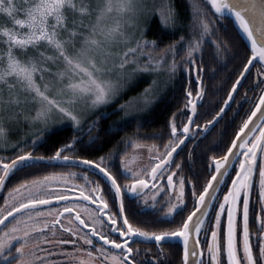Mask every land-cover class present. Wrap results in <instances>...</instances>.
I'll list each match as a JSON object with an SVG mask.
<instances>
[{
	"label": "snow or ice",
	"instance_id": "snow-or-ice-1",
	"mask_svg": "<svg viewBox=\"0 0 264 264\" xmlns=\"http://www.w3.org/2000/svg\"><path fill=\"white\" fill-rule=\"evenodd\" d=\"M209 16L213 18L209 19ZM0 17H7L11 22L10 27L0 24V143L8 146L11 129L7 125L10 123L23 122L34 129L10 145L22 154L15 155V158L0 157V187L5 186L11 175L26 169L41 171L56 164L86 166L83 173L65 174L83 176V185H72L73 190L79 189L75 203L69 201L68 195L50 190L55 174L25 180L10 190L4 203L11 210H0V264H95L101 257L100 264H161L155 257L151 261L146 257L137 260L140 249L130 246L136 238L141 242H154L160 253H163V244H182L183 264H264V91L235 131L225 154L209 157L207 168L214 171L198 197L193 185L194 211L187 218L175 228L159 231H146L130 220V215L144 211L155 213L167 204L158 220L176 223V216L187 208L186 183L192 181L178 175L183 164L175 162V155L187 146L189 138H195L196 132L206 134L225 118L250 67L256 62L264 65V0H202V5L193 6L192 20L188 25L193 39L187 45L182 62L188 73L195 67L198 90L193 98L191 87L186 89V103L169 119L170 136L162 150L156 144L145 145L132 137L122 140L125 147L129 144L133 149L148 147L150 160L155 161L150 170L133 171L130 165L138 157L134 155L127 163L121 157L119 175L129 179L125 184H120L118 176L111 170L115 152L107 159L105 156L89 159L77 155L78 145L89 148L101 139V132L113 134V125L108 129L100 126L101 119L108 114L101 113L91 120L82 118L78 105L96 111L121 98L137 83L138 76L161 72H167L170 79L175 76L178 69L176 57L185 37L166 45L158 55L154 53L162 37H147L153 17L159 18L162 32L175 31L181 26L174 0H160L159 4L157 0H0ZM226 20L233 23L245 40L251 56L219 111L206 121L202 129L199 125L193 128L191 125L200 115L198 107L205 95L201 66L204 47L206 44L213 46L217 57L228 51L227 41L216 36L219 23ZM121 45L125 46L123 50H117ZM198 53L201 65L197 64ZM258 75L264 76V73L258 71ZM158 87L159 83L154 79L143 92L115 109L124 114L114 122L117 132L128 123V117L146 114L163 98L164 91H156ZM245 102H250L247 93L237 103L242 107ZM233 112L232 121L239 115L238 110ZM177 115L187 116L182 128L177 126ZM64 125L73 129L71 139L66 143L53 139ZM140 126L138 121L137 127ZM215 146L220 147L219 144ZM47 152L52 154H45ZM193 152L194 149L189 151V159ZM174 163L175 170L171 167ZM232 171L235 176H231ZM88 173L100 175L103 181L93 185ZM165 177L166 186L162 183ZM226 177H231V185L217 210L214 202L219 200L222 186H227ZM55 182L68 183L67 180ZM148 189L153 191L151 205L144 196L143 205L135 210L126 206V198L139 204L138 198ZM165 191L169 196L160 202L158 198ZM254 192H258L257 202L261 205L255 217L256 232L250 230V213L255 210L252 203ZM53 200L67 203L62 208L36 210L38 206L50 205ZM83 201H91L96 207L89 209ZM74 210L75 216L72 217ZM211 211H215L214 223ZM82 213L88 216L92 225L90 232L84 234L76 224L78 221L84 228L90 227L81 218ZM224 213L226 225L222 218ZM65 214L71 217L68 227L62 223ZM43 217L53 219L41 221ZM103 217H107V221ZM57 225L88 247L81 248L76 240L71 239L49 240L46 232L56 237ZM209 228L210 238L207 235ZM201 233L207 243L206 252L201 249ZM112 234H117L118 238H110ZM93 237H98L103 245L97 247ZM41 244H55L62 250L46 253ZM68 244L73 245L72 251L63 248ZM257 247L258 254L254 253ZM91 248L96 249L95 253ZM38 252L45 254L38 255ZM82 253L87 259L81 256ZM53 254L65 259L49 261L48 255Z\"/></svg>",
	"mask_w": 264,
	"mask_h": 264
},
{
	"label": "trees",
	"instance_id": "trees-1",
	"mask_svg": "<svg viewBox=\"0 0 264 264\" xmlns=\"http://www.w3.org/2000/svg\"><path fill=\"white\" fill-rule=\"evenodd\" d=\"M174 3L175 8L179 13L181 26H178L175 31L166 30L162 32L158 17H153L149 24V30L147 33L148 39H156L158 36L162 37L158 47L159 49L179 40L183 35L184 37H191L192 33L188 25L192 20V8L196 3L202 5V0H174ZM212 18L213 17L209 16V19ZM1 22L6 24L4 18H0V23ZM218 27L219 30L217 31L216 36L221 40L227 41L228 51L221 53V55L217 57L214 47L210 44H206L202 54V65L201 55L199 53L196 54L197 64L201 65L204 69L202 77L205 95L202 105L198 107L200 115L196 118V123L192 125L193 128H195L196 125H199L202 129L206 121L211 120L215 113L219 111L220 107L224 104V100L228 98V92L231 90L233 83L236 82L240 71L243 70L244 64L248 62V58L251 56V51L246 47L245 40L238 34L237 29L230 20L220 22ZM259 66V62H256L250 67L247 78L243 80L242 86L239 87L238 93L235 94L234 100L230 102L231 107L225 118L215 124V126L206 134L196 132L195 138H189L186 142L187 146L183 147V150L175 155V162L183 164V168L179 174L183 175L186 180L192 181V183H186L185 199L187 208H185L180 215L176 216V223H161L158 220L161 216L160 211L155 213L144 211L137 215H130V220L136 227H140L146 231H159L162 228H175L178 223L182 222V219L187 218V216L194 210L195 198L192 195L193 185L195 186L196 196L198 197L214 171V169L209 170L207 168L209 157H220L225 154L227 147L231 144V140L235 137V131L238 130L243 119L250 114L255 103L258 102V97L264 86V82H261L264 81V76L258 75V71L260 72ZM185 67L181 69L179 68L175 76L169 79V85L167 84L164 89L163 98L155 103V106L150 110L148 115L141 118H128V123L118 132L114 126V122L119 121L117 112L105 109L108 115L101 119L100 126L102 129H108L109 125H113V134L106 135L104 132H101V139L89 148L78 145L77 155L82 157L86 156L89 159H96L99 156H105L107 159L109 158L110 153L115 152L116 157L114 167H112L111 170L114 175L118 176V182L123 183L127 177L119 175L121 169L118 160L125 156L131 150L132 146L129 144L125 147L122 140L132 137L133 139H139L142 143H152L162 147L163 144L168 141L170 136V128L167 126L168 121L173 113H178L184 108L186 103V89H188L189 86L191 87L193 98L195 97V93L198 90L195 67L193 66L191 73L186 72L184 70ZM189 80H191V85H189ZM245 93H247V96L250 98V102H245L242 107H239L237 102L241 101V98ZM233 110L239 111V115L235 117L234 121H232L234 115ZM100 114L101 112H98L91 119H95ZM186 120V115H177L176 122L178 128H180ZM138 121L142 125L139 128L137 127ZM230 121L231 123H229ZM86 127L87 126L85 125V128ZM154 133L157 135H153ZM72 134L73 130L71 131L68 127H63L60 128L58 136L53 139L61 140L66 143L71 139ZM92 134L95 135L96 133L93 132ZM160 136H162V139L159 138ZM87 139L88 137L85 135L84 140L87 141ZM49 143H51V141ZM217 144H219L220 147H216L215 145ZM192 149H194V152L192 158L189 159V151ZM16 151L18 150H13L12 153H8L10 158H15V155L20 154V152L15 153ZM45 154L51 155L52 153L47 152ZM173 165L175 166V163ZM85 169L86 166L75 167L71 164L66 166L56 164L55 166L44 168L41 171L32 170L29 172V170L26 169L24 172H17L14 175H11L5 182L4 188L9 190L25 180L29 181L50 173L68 171L83 173ZM88 175L90 180L103 181V178L100 175H92L91 173H88ZM226 178L228 179L229 177ZM101 186L103 187V183ZM221 193L222 191L218 194L219 199ZM218 201L214 202L215 209ZM125 203L126 206L132 210L140 207V204H137L136 200H129L126 198ZM115 210L116 209L114 208L113 211ZM214 212L215 211L210 212L212 221ZM210 230L211 228L208 230V237ZM199 239L202 242L201 249L206 252L207 243L204 242L203 233H201ZM132 243L133 242H130V246L133 249H140V254L137 257V260H144L146 257L151 261L155 257L161 261V264L183 263L182 244L171 246L163 244V253H160L154 242H141L139 238H136V242Z\"/></svg>",
	"mask_w": 264,
	"mask_h": 264
},
{
	"label": "rangeland",
	"instance_id": "rangeland-1",
	"mask_svg": "<svg viewBox=\"0 0 264 264\" xmlns=\"http://www.w3.org/2000/svg\"><path fill=\"white\" fill-rule=\"evenodd\" d=\"M159 2H160V0H157V4H159ZM196 5H197V3H196ZM0 18H4L7 26H9V27L11 26V22L8 21L7 17H0ZM17 18H21V17L18 16ZM0 24H4V22L3 23L1 22ZM192 39H193V35H191V37H189V36L185 37L184 44L179 49V54L176 57V60L178 61V69L179 68L181 69V68L185 67V64L182 62V58L185 57L187 45L192 41ZM133 43H134V41H133ZM129 46H131V45H129ZM124 47H125L124 45H121L119 47V49H117V50L122 51ZM158 49L159 48L156 49V52L154 53V55H158L159 54L160 49L159 50ZM168 59L171 60V55H169ZM143 62L144 61H141V63H143ZM259 65H260L259 66L260 67V69H259L260 72L264 73V65H262L260 63H259ZM46 79H50V78L46 76ZM154 79H156L158 81V83H159V87L156 89V91H161V90L164 91V89L166 88L167 84L169 85V79L170 78H169L167 72H161V73L156 74V75L144 74V75L138 76L137 77V83L134 84L129 89V91H127L121 98L117 99L114 103L110 104L109 106L102 107V108H100L99 110H96V111H92V110H89L84 105H78V111L80 112L82 118H87L89 120L92 117H94L98 112L107 114V111L105 109L115 111V109H117L120 104H122L125 101H127L130 97L136 96L138 93L143 92V90L146 87H148V85L151 84ZM38 82H39V80H38ZM263 91H264V89H263ZM154 106H155V104L152 106V108ZM116 112L118 114V119L120 120V118L124 114H123V112H118V111H116ZM149 112H147L146 114H142L140 116H137V117L138 118L144 117V116L148 115ZM128 118H130V117H128ZM186 122H187V120H186ZM7 126L11 129L9 137H8V146H5L3 143H0V157H10V155H8V153H12V151H13V149L11 148L10 145L12 143H14V142H17V141L21 140V138H23L25 135H27V134L31 133L32 131H34V129L30 128L26 123H23V122H21L19 124L13 122V123L8 124ZM63 127H68L71 131L73 130L70 126H67V125L61 126V128H63ZM182 127H183V125L180 128H182ZM191 127H192V125H191ZM143 144L149 145V146L152 145V143H143ZM160 149L162 150L163 146L160 147ZM15 153H19V150L16 151ZM134 155L137 156L138 158L135 160L134 163H132L130 165V167L132 168L133 171H137L139 169L150 170L151 164L155 163V161H151L150 160L148 147H144V148H141V149H133V148H131V150L125 156H123L124 159H125V163H127L128 160H130ZM120 161H121V158L118 160V163H119V166H120V169H121ZM171 167H172L173 170H175V166L173 164H172ZM73 172H75V171L50 173V174H46V175H43V176L38 177V178H42L44 176H53V174H55L54 182L50 186V190H52L54 192H59V193L68 195L69 201L75 203V202L78 201L77 193H78L79 189L73 190L72 185H83L85 182H84V179H83L82 175H77L75 177H73L71 175H65L67 173H73ZM75 173H79V172H75ZM178 175H180V174H178ZM63 180H67L68 183L63 184V183L55 182V181H63ZM257 180H258V171H257ZM91 181L93 182V185H94V183L99 181V180H91ZM128 182H129V179L126 178V180L123 182V184L128 183ZM162 183H164L165 186H166V177L162 181ZM18 185L12 187L11 189L17 187ZM93 185H89V187H91ZM230 185H231V183L228 186H230ZM11 189L6 190L4 187H0V210H3L4 208H7L9 211L11 210V207L9 205H5V203H4V197L5 196H9V192H10ZM227 190H228V187L223 192V196L227 192ZM255 193L256 192H254V194ZM152 195H153V191L152 190H150V189L145 190L144 194L141 197L138 198L140 206L143 205L144 196L148 197V204L151 205V203H152V201H151ZM168 196H169V192L165 191L162 195L159 196L158 199H159L160 202H164L168 198ZM223 196L217 202V205H216V209L217 210L219 209V203L223 201ZM12 203H17V202L16 201H12ZM65 203H67V202L53 200L50 205L38 206V208L36 210L37 211H47L49 208H62L65 205ZM83 205H86L89 209H94L96 207V205L92 204L91 201H83ZM17 206H18V203H17ZM166 207H167V204H164L163 207H160L159 211H160V215L161 216H162L163 212L165 211ZM71 215H72V217L75 216V210L73 211V213ZM70 218L71 217H69L68 214H65V216L62 218V223H64L65 227L69 226L68 225V219H70ZM81 218L86 220V222L89 223L90 228H91L92 225H91V221L89 220L88 216L82 213ZM222 218H223L224 223L226 225V220H227L226 213L222 214ZM45 219L46 220H51V219H53V217H43V218H41V221H43ZM214 220H215V212H214V217H213V223H214ZM76 224L79 227L81 234L90 232V230L84 228L83 225H80L78 221L76 222ZM56 227H57V235H56V237H52L49 233L46 232V235L48 236L49 240H53L54 241V240L60 239V238L71 239V240H76L77 245L80 246L81 248H87L88 247L87 245H84L83 241L79 240L77 237H72L69 233L63 232V230L60 229L59 225H57ZM0 230H2V229H0ZM210 236H211V230L209 232V237ZM92 239L94 240V243L97 245V247L103 245V242H100V243L98 242L99 241L98 237H93ZM95 240H97V242H95ZM238 243H239V237H238ZM106 247H108V246H106ZM41 248L45 249L46 253H59L62 250L60 246H57L55 244H41ZM63 248L66 249L67 251H72L73 250V245H71V244L64 245ZM109 249L112 250V251H116V250L111 249L110 247H109ZM255 249H254V253L258 254V248H255ZM91 251H93V253H95L96 249L95 248H91ZM37 254L38 255H44L45 253H39L38 252ZM81 256L83 258L87 259L85 254L82 253ZM64 259H65V257H63L61 255H57V254L48 255V260L49 261H61V260H64ZM102 259H103L102 257L97 259L95 261V264H100Z\"/></svg>",
	"mask_w": 264,
	"mask_h": 264
},
{
	"label": "flooded vegetation",
	"instance_id": "flooded-vegetation-1",
	"mask_svg": "<svg viewBox=\"0 0 264 264\" xmlns=\"http://www.w3.org/2000/svg\"><path fill=\"white\" fill-rule=\"evenodd\" d=\"M8 162V161H6ZM237 164H238V161H237ZM258 171V170H257ZM231 176H235V172L233 171L232 172V175ZM226 181H227V186H222L223 187V191L222 193L220 194V198L223 196V192L225 191V189L228 187V185L231 183V177H229L228 179L226 178ZM120 184H123V183H120ZM258 201V192H256L255 194H253L252 196V203H253V207H254V211L250 213V229L252 232H256L257 231V226H256V214L259 213V210H260V204L257 202ZM105 221H107V218H103ZM110 238H113V239H117V234H112V236ZM95 242H97V240H95ZM99 243L102 242V241H98ZM118 242L119 239H118ZM133 244V243H132ZM131 245V244H130ZM258 248V247H257Z\"/></svg>",
	"mask_w": 264,
	"mask_h": 264
},
{
	"label": "water",
	"instance_id": "water-1",
	"mask_svg": "<svg viewBox=\"0 0 264 264\" xmlns=\"http://www.w3.org/2000/svg\"><path fill=\"white\" fill-rule=\"evenodd\" d=\"M194 211V210H193ZM105 218H107V217H105ZM86 229H88V230H90V227L89 228H86ZM108 247H111V246H108ZM116 251H118V250H116ZM183 264V263H182Z\"/></svg>",
	"mask_w": 264,
	"mask_h": 264
}]
</instances>
